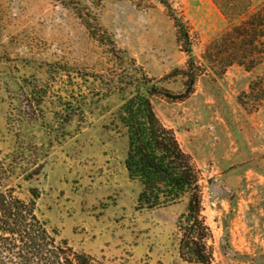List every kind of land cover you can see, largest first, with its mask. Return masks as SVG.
Masks as SVG:
<instances>
[{
	"label": "rangeland",
	"instance_id": "obj_1",
	"mask_svg": "<svg viewBox=\"0 0 264 264\" xmlns=\"http://www.w3.org/2000/svg\"><path fill=\"white\" fill-rule=\"evenodd\" d=\"M168 1L172 12L153 0H0V151L29 179L22 198L38 189L37 215L77 252L199 264L179 252L190 196L137 210L143 186L126 168L125 101L166 90L149 97L198 174L212 264H264V18Z\"/></svg>",
	"mask_w": 264,
	"mask_h": 264
},
{
	"label": "trees",
	"instance_id": "obj_2",
	"mask_svg": "<svg viewBox=\"0 0 264 264\" xmlns=\"http://www.w3.org/2000/svg\"><path fill=\"white\" fill-rule=\"evenodd\" d=\"M168 11V0H153ZM227 17L249 15L250 20L264 18L252 12V0H214ZM178 25L183 28L178 20ZM182 32L185 33L184 29ZM187 37V33L184 34ZM194 81H191V86ZM168 91L145 85L127 99L122 108V123L127 128L129 151L126 168L132 180L142 186L138 209L176 203L189 195L186 213L178 221L181 233L180 257L187 262L212 264L208 241L210 229L202 217V192L199 177L174 132L158 119L150 95ZM27 177L17 174L16 160L0 151V264H106L86 253L77 252L56 230L37 215L38 189H31L30 200L21 196Z\"/></svg>",
	"mask_w": 264,
	"mask_h": 264
}]
</instances>
